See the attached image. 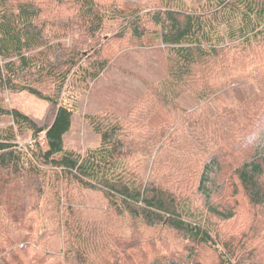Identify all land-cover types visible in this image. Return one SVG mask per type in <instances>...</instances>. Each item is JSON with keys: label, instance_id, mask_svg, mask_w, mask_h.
I'll return each mask as SVG.
<instances>
[{"label": "trees", "instance_id": "1", "mask_svg": "<svg viewBox=\"0 0 264 264\" xmlns=\"http://www.w3.org/2000/svg\"><path fill=\"white\" fill-rule=\"evenodd\" d=\"M262 48L264 0H0V264H252L219 227L264 210ZM76 119L95 145L66 144Z\"/></svg>", "mask_w": 264, "mask_h": 264}, {"label": "rangeland", "instance_id": "2", "mask_svg": "<svg viewBox=\"0 0 264 264\" xmlns=\"http://www.w3.org/2000/svg\"><path fill=\"white\" fill-rule=\"evenodd\" d=\"M124 2L130 3L135 7H139L140 9H146L150 6L157 5L159 0H122ZM162 1V0H160ZM178 1L185 5V7H193L195 4V1L197 0H175V2ZM110 36L112 37L113 34ZM149 49H154L156 45H151L154 47H151L150 45ZM126 49H130L131 52L129 54V57L125 59L124 66H126L128 69L131 70V74L134 75L135 69L140 65V62L146 61L145 59H141L140 56H136V47H129ZM255 51H250L251 55L250 58L246 61H243V65L246 68L247 73L252 75V78L256 79L254 81V87L255 89H259L261 92L264 91V70L261 69V66H264V48L262 49H256ZM142 55H149V54H142ZM148 61V59H147ZM161 61V60H160ZM159 67V65H157ZM158 70V69H157ZM134 80V78H132ZM115 81V80H114ZM112 81L111 84H113V87L115 88L116 94L118 98H124L128 97L127 95L129 92L128 90L133 89L135 84H126L127 82L123 79L117 78L116 82ZM135 81V80H134ZM127 86L129 88H127ZM5 107L8 109L11 108H17L21 110L22 112L31 115L35 118H41L46 113V104L41 102L40 100L29 96L28 94H21V95H15V96H5ZM92 102H87V99L85 98L83 101V112H87L90 109V105H92ZM73 129L70 135L68 136V141L66 144L69 146L77 145L83 149L88 148L89 146L96 144V138L95 136L89 131L87 126L85 125V122L83 119H76L74 121ZM264 217V210H252L249 208V205H247L242 200L240 201V207L237 211V216L235 218V221L233 224H230L225 222L226 224H221L219 227V235L222 238V235H224V238L230 239V242L233 245H236L238 241H241L243 238V242L247 241L248 238L257 237L258 239L251 242V246L255 249L254 253V259L252 264H264V222L260 223L257 227L255 226V232L254 230L250 231V228L245 227L244 234L235 235L236 233H239L237 231V227L240 223H242L243 226H248V223H251L252 221H259V219H263ZM20 237H17L14 242L19 243ZM22 250V253L26 252L25 244L22 243L20 245H16ZM203 264H215L214 257L209 253L208 251L204 252L203 255L200 257Z\"/></svg>", "mask_w": 264, "mask_h": 264}]
</instances>
